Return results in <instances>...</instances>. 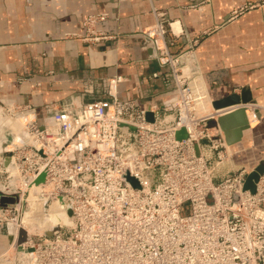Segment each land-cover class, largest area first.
<instances>
[{"label":"built area","instance_id":"built-area-1","mask_svg":"<svg viewBox=\"0 0 264 264\" xmlns=\"http://www.w3.org/2000/svg\"><path fill=\"white\" fill-rule=\"evenodd\" d=\"M153 11L155 23L141 33L175 89L163 107L120 99L119 75L109 79L106 99L71 96L47 106L41 120L35 105L0 98L3 115L21 122L16 136L4 127L0 149V228L15 224L0 264H264V173L251 192L244 190L251 169L228 167L224 133L206 125L223 113L212 107L196 51L173 54L172 23ZM106 17L89 16L76 37L113 40L96 27ZM33 189L41 212L71 208V224L21 228Z\"/></svg>","mask_w":264,"mask_h":264},{"label":"crops","instance_id":"crops-1","mask_svg":"<svg viewBox=\"0 0 264 264\" xmlns=\"http://www.w3.org/2000/svg\"><path fill=\"white\" fill-rule=\"evenodd\" d=\"M256 3L230 20L236 8ZM195 4L200 7L190 9ZM153 8L172 23L171 52L196 51L212 101L242 96L243 90L251 96L247 122L245 116L242 124L232 119L230 136L221 131L233 152L228 167L252 170L264 160V0H0V98L33 104L44 114L71 96L106 99L109 79L119 75L125 78L120 99L163 107L175 89L141 33L156 21ZM99 14L107 17L97 29L115 38L92 44L76 37L86 33L85 20ZM9 244L0 228V254Z\"/></svg>","mask_w":264,"mask_h":264},{"label":"bare ground","instance_id":"bare-ground-1","mask_svg":"<svg viewBox=\"0 0 264 264\" xmlns=\"http://www.w3.org/2000/svg\"><path fill=\"white\" fill-rule=\"evenodd\" d=\"M4 127L12 129L14 136H16V134L21 131V122L18 118L3 115V111L0 107V149L2 148V143L7 139ZM9 169L12 173L15 172L12 168ZM29 202L30 209L26 211V214L23 215L24 219L22 217L23 220L20 221L21 228H24L25 230L31 231L32 228H29L28 225L32 227L35 225L36 229H42L43 231L49 232L52 228L64 224L69 225L72 222L71 218L68 217V214L64 215L60 206L57 204H52L49 211L44 210V212H41L43 211L41 199H39V194L34 189L31 192ZM38 213L41 215H37Z\"/></svg>","mask_w":264,"mask_h":264},{"label":"water","instance_id":"water-1","mask_svg":"<svg viewBox=\"0 0 264 264\" xmlns=\"http://www.w3.org/2000/svg\"><path fill=\"white\" fill-rule=\"evenodd\" d=\"M245 92H247V90H243L242 96L232 95V96L220 99V100L213 101L212 105L214 109L220 110L223 114L218 118L217 121H214V120L209 121L206 124L207 127L212 128V127L218 126L223 131H226L227 135L230 136V134L228 133V127L232 119H235L237 123L242 124V116H245L246 122H247L246 104H249L251 102V96H248L247 93ZM241 103L243 104V106H239V108H235L233 110L228 109L231 106L239 105ZM263 173H264V160H261L259 164L255 168H253L251 172L249 173L247 180L245 182L244 190L255 192L257 181ZM4 202H5L4 199H0V205H4ZM67 213H68V216H71L72 214L71 208L68 209ZM6 230H7L9 241L11 242L12 235L15 232L14 224L11 222L7 223ZM24 239H25V231L21 230L20 231V242L24 241Z\"/></svg>","mask_w":264,"mask_h":264},{"label":"rangeland","instance_id":"rangeland-1","mask_svg":"<svg viewBox=\"0 0 264 264\" xmlns=\"http://www.w3.org/2000/svg\"><path fill=\"white\" fill-rule=\"evenodd\" d=\"M195 5H197V4H195ZM257 5H258V4L256 3V4H249V5L243 6V7H241V8H236V9L233 10V12L231 13V18H230V20H234L237 16L242 15V14L248 12L249 10H253L254 8H257V7H258ZM199 7H200V5H197V6H190V9L195 10V9H198ZM236 11H237V14H235ZM42 115H43V114H39V119H40V120L42 119ZM185 137H186V132H185V130H180V131L177 132V138H178V139H183V138H185ZM44 180H45V175L42 174V175H40V176L38 177V179H37V183H42ZM28 209H29V208H28ZM28 209H26V211H27ZM25 214H26V213H25ZM20 220H22V218H21ZM26 225H27V224H26ZM28 227H29V228H32V230H36V226H35V225H33V227L30 226V225H28ZM32 230H31V231H32Z\"/></svg>","mask_w":264,"mask_h":264}]
</instances>
